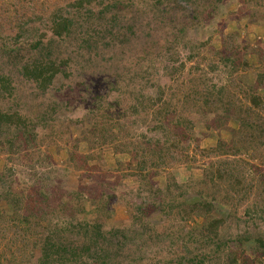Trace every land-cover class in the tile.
I'll use <instances>...</instances> for the list:
<instances>
[{"label":"rangeland","instance_id":"obj_1","mask_svg":"<svg viewBox=\"0 0 264 264\" xmlns=\"http://www.w3.org/2000/svg\"><path fill=\"white\" fill-rule=\"evenodd\" d=\"M73 1L0 0V76L8 78L0 112L13 121L0 122V264H39L45 235L64 233L80 249L69 233L80 232L102 200L107 228L142 233L136 254L113 239L117 264H197L185 240L212 219L222 221V241L254 237L248 256L258 257L264 0H209L196 19L192 6L206 0H107L117 5L103 18L97 2L73 11ZM55 10L77 18L73 35H53ZM34 60L56 68L45 87L21 74ZM230 162L240 187L225 181L209 194L208 215L185 214L192 198L208 193L206 173ZM227 244L225 253L235 245ZM219 255L206 263L221 264Z\"/></svg>","mask_w":264,"mask_h":264},{"label":"trees","instance_id":"obj_2","mask_svg":"<svg viewBox=\"0 0 264 264\" xmlns=\"http://www.w3.org/2000/svg\"><path fill=\"white\" fill-rule=\"evenodd\" d=\"M244 2H249V0H243ZM97 2L96 5H100L101 8L99 9L98 16H106L107 13H110L109 10L112 8H115L117 5V1H113L111 5H108L109 3L107 0H74L72 3H70V7L73 9V11L79 10V8H83L82 6H86L85 4H91ZM210 4L209 0H206L203 4H197L194 7V9L190 12L192 18H197L199 15L202 14L204 10L207 9L208 5ZM216 7V6H214ZM153 11V10H152ZM121 12V11H120ZM210 13L211 10H208ZM119 9L116 13L113 14V20H116V17H118ZM208 13V14H209ZM90 15H93L92 12H90ZM68 13L66 16L61 15L58 13V11L51 12V16L49 17L50 23V30L53 33V35L58 37H65L69 35H73L72 31L77 26L76 22L78 21L77 18H73V16H70ZM152 20H154V12L151 15ZM156 18V17H155ZM28 19V18H27ZM27 19L25 16L21 18V22L18 23V28L23 29L25 28L27 23ZM184 19L188 20V16H182L180 19L177 20V24H179ZM176 24V25H177ZM168 27H162V30H166ZM151 30V29H150ZM113 32V31H112ZM113 36V35H112ZM149 38V37H148ZM113 40V38H112ZM111 40H108L106 44H109ZM39 46V43H34L32 46V49H35ZM223 51L230 52L232 49L230 47H223ZM264 59V54L261 57V61ZM22 72L21 74L26 77L30 78L35 81H40L42 84V87H45L46 84H48L52 78L56 75V68H53L52 65H45L40 60H34L30 61L28 65H24L21 68ZM8 78H5L3 76H0V86L2 88L6 87V82ZM230 85H234L233 81L228 82ZM256 90L258 88H263L264 90V70L259 73L257 76V85ZM221 90L219 91V93ZM257 96V95H254ZM257 98L258 100H256ZM255 105L260 102V98L253 97L251 99ZM259 105V104H257ZM159 109H163L165 112L167 108L164 106L159 107ZM12 117L10 114L7 113H1L0 112V122L13 124V121L11 120ZM244 127L247 126V121H244L242 123ZM93 127L88 130V133L90 135H93V131H96V126L93 124ZM253 128L257 127L256 123L253 124ZM88 141V140H87ZM89 142V141H88ZM229 164V165H228ZM224 164L219 163L218 167L215 169V172L212 173H206L209 181V188L207 189L208 193L198 194L196 197L192 198L193 203H187L185 214L187 212H190L191 214L195 215H208V210L210 209L211 202L207 200L209 198V194H212L213 198L215 195V190L219 189V187L225 182H229V189L232 191H235L234 187H240L237 183L239 182V179H237V176L235 174L233 175L232 172V162ZM144 170L143 165H141L138 169V171L142 172ZM141 174V173H140ZM142 175V174H141ZM141 177H144L142 175ZM144 180V179H143ZM250 182V181H249ZM236 185V186H235ZM244 190V189H243ZM262 193L264 195V189H262ZM173 200V198H172ZM77 201V199H76ZM75 203V202H74ZM186 203V202H185ZM76 204V203H75ZM108 204L106 202L101 201L100 206H97L96 208V214L95 217L89 220V222L83 226H81L82 230L77 233H69V237L71 234L72 236L78 237V243H80V249H76V246H70L68 245L64 240L66 238V235L62 233L59 237H53L50 236L43 237L40 245H42V248H40V256H39V264H88L86 262V259L89 258L91 260L92 264H117L115 261L116 255H112L110 245L115 246L113 242V239L116 240V242L119 244L116 248L118 249L119 246L122 247H129L128 251H132V254H136L138 251H141V248L138 247L136 244L137 241L141 239L142 233H138L137 231H133L130 228H107L105 226V221L108 219V212L109 209L106 208ZM183 207L181 204L175 205H167V208L171 210L173 207ZM73 207L76 209L75 205L73 204ZM163 207V206H162ZM198 207L199 210H196L195 208ZM78 208H80L78 206ZM205 208V209H204ZM77 210V209H76ZM204 210V211H202ZM253 211L256 214H259L260 212L264 215V206L262 207H255ZM222 221L219 219H212L207 221L205 224L199 225V228L194 229L185 240L186 244L193 243L195 245V258L193 259L194 262L197 261V264H211V262L206 263L207 259H214L215 256L217 257L218 261L220 258V255L225 256V260L222 261L221 264H263L262 257L259 254V248H262L264 250V235H260L257 238H255V241L258 243L256 253L255 250H253L255 255H259L256 258L250 259L248 256V250L253 249L252 245H249V241L251 242L254 237L251 235H242V237L236 236L232 240H226L222 241L223 239H220L219 237V228ZM73 227H71L72 229ZM76 228V227H74ZM69 230V232L71 231ZM130 229V230H129ZM46 233V232H45ZM68 240V239H67ZM157 242H163L160 239H156ZM74 243V242H69ZM226 243L227 246H230L229 244L235 243L233 248H230L226 253ZM248 243V245H247ZM136 244V245H135ZM73 245V244H72ZM135 246V248H134ZM132 249V250H130ZM248 249V250H247ZM198 250L200 252H198ZM247 250V251H246ZM122 250H120L121 252ZM84 253H86L84 255ZM219 253V254H217ZM225 253V254H224Z\"/></svg>","mask_w":264,"mask_h":264}]
</instances>
